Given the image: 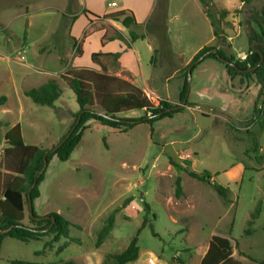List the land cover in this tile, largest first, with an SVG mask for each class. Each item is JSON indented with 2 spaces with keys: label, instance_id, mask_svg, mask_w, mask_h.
<instances>
[{
  "label": "rangeland",
  "instance_id": "374dc122",
  "mask_svg": "<svg viewBox=\"0 0 264 264\" xmlns=\"http://www.w3.org/2000/svg\"><path fill=\"white\" fill-rule=\"evenodd\" d=\"M92 1L100 5L99 0ZM113 1L118 0H109ZM83 9L84 0H0V97H7L5 105L0 106V166L6 148L4 134L11 125L21 124L26 145L53 150L74 124L79 106L73 91L61 79V55L72 49L78 55L71 27L74 17L81 15L74 26L80 38L86 24ZM256 10L261 9L250 10L239 23H224L225 40L215 41L214 46L229 57L244 60L250 47L257 45L250 43L258 30L252 18ZM92 20L96 28L105 26V21ZM89 33L90 29L85 30V36ZM201 33L196 43L206 39ZM187 38L185 33L184 43ZM77 46L81 48V44ZM91 49L89 46L80 65H91ZM157 60L161 67L168 66L167 76L177 71L169 81L172 93L178 81L184 86L191 63H186L187 57L164 60L160 54ZM226 73L218 61L205 60L196 65L188 97L189 102L197 104L153 126L141 123L127 133H119L90 122L68 161L52 159L39 188L41 197L34 202L39 217L56 213L68 220L73 225L70 238L46 248L45 243L53 236L29 243L8 237L2 244L0 264H62L69 260L103 264L107 255L125 251L137 235L145 215L144 204L150 206L148 226L138 236L139 259L130 264H178L177 259L185 264H201L215 235L231 241L233 258L241 264H262L264 87L254 76L230 81ZM52 80L62 89L53 107L36 105L24 95ZM222 88L232 93L221 92ZM146 89L155 105L162 100L180 105L177 92L155 95ZM143 116L140 112L131 114L133 118ZM170 160L198 174L211 173L214 183L229 188L230 203H224L210 185L186 173L181 175L184 194L177 198L179 174ZM238 164L244 165L246 172L230 180L227 173ZM0 173L7 172L0 169ZM128 200L130 203L124 207ZM260 201L262 212L253 218ZM25 214L24 224L30 225L27 204ZM112 214L113 230L97 247L98 233Z\"/></svg>",
  "mask_w": 264,
  "mask_h": 264
},
{
  "label": "trees",
  "instance_id": "16d2710c",
  "mask_svg": "<svg viewBox=\"0 0 264 264\" xmlns=\"http://www.w3.org/2000/svg\"><path fill=\"white\" fill-rule=\"evenodd\" d=\"M199 1L213 27L215 40H225V32L222 26L226 23L225 20L228 12L217 10L211 0ZM243 1L248 2L249 0ZM168 6L169 0H156L155 12L145 26L138 24L134 14L129 10L112 12L102 17L89 14L86 11L84 13L91 15L95 20L114 21L121 24L122 27L128 30L129 40L132 43L145 39L154 30L163 34L164 43H169L167 36ZM77 17L75 16L74 19H77ZM252 18L258 30L253 32L250 43H260L254 49L261 51L264 55V7L260 12L255 13ZM141 30L142 32H140ZM115 39L125 40L124 36L118 30H113V32L112 30H107L103 38V43ZM77 45V41L74 40L76 51L81 56L82 50ZM215 49L218 51L217 54L212 53ZM207 53L209 54L199 64L205 60H214L222 63L220 59H225L229 64H222L225 66L227 75L231 79L236 77L251 79L254 76L258 85L264 87V60L257 67L261 61V55L254 51L253 47H250L249 53L244 60H237L235 56L229 57L223 49L217 48L216 46L205 47L194 56L188 68L192 66V70H194L195 66L198 65L197 62ZM101 55L103 54H93L92 60L96 61L97 57ZM109 56L114 61H117L121 54L118 53ZM156 57L157 51H155L151 59V64L155 65ZM253 68L256 69L250 71ZM61 79L73 91L79 106V111L74 115L75 122L70 130L75 126L79 116L81 119L70 137L56 152L53 154L51 150L42 149L35 145H26L20 124L11 128L3 138L6 148L4 150L3 164L0 166V169H3L7 173L2 175L0 173V231H8L5 234H0V250L3 240L8 237L23 243H29L32 241H42L45 237L53 236L51 241L45 243L46 248H52L54 243L59 242L62 238H70V228L73 225L60 214L52 213L43 217V219H36L39 216L35 212L34 202L41 196L39 188L44 181L45 174L38 179L33 189L32 186L38 173L43 168L45 158L48 161V165L54 157L61 162H66L70 159L71 155L81 143L90 122H95L100 127H108L119 133H127L130 129H133L141 123L153 126L161 120L172 119L176 114L184 112L186 107L192 105L189 104L187 98L188 73L186 74L184 86L180 93V105H173L164 100L159 101L158 105H155L150 101L144 90L137 85L116 76L101 74L90 69H71L65 74H62ZM24 95L36 105L53 107L62 96V89L57 81L52 80L36 89L25 91ZM6 102V96L0 97V106L5 105ZM135 112L144 113V116L141 118L131 117V114ZM66 135L62 137L61 141L65 139ZM170 163L180 175H178L176 180L175 195L177 198H181L184 194L181 175L186 173L191 178L210 185L224 203H230L229 188L214 183V176L211 173L198 174L181 163L173 160H170ZM28 194H30L33 202V215L35 218H32L29 214L30 225H25L26 204L29 210ZM129 203L130 200L126 201L124 207H127ZM262 205L263 202H258L252 216L253 218L260 216ZM144 209L145 215L142 226L138 230L137 235L132 239L130 245L121 254L107 255L103 264H130L139 259L140 247L138 246V236L148 226L150 206L144 204ZM47 217L49 218L47 219ZM114 223L115 215L112 214L108 218L106 225L98 233L97 247H100L108 238L113 230ZM150 227L153 228L152 225ZM153 234L154 236L157 235L155 232ZM176 261L178 264H185L181 259H177ZM10 264L37 263L11 261ZM62 264L78 263L69 260L62 262ZM201 264L241 263L233 258L231 241L228 238L215 235L210 241L208 250L201 260Z\"/></svg>",
  "mask_w": 264,
  "mask_h": 264
},
{
  "label": "crops",
  "instance_id": "0c3cea01",
  "mask_svg": "<svg viewBox=\"0 0 264 264\" xmlns=\"http://www.w3.org/2000/svg\"><path fill=\"white\" fill-rule=\"evenodd\" d=\"M99 1L100 5L92 0H84L83 10L89 12V14H94L100 17L112 12L129 10L134 14L136 22L142 26H145L152 18L156 7V0H118L111 3L109 0ZM211 1L217 10L228 12V16L225 20L227 23H239L242 16H247L250 14V10L259 8L262 9L264 7V0H249L248 2H244L243 0ZM112 3H116V7L110 8V4ZM114 8L117 10L112 12L109 11V9ZM236 12H239V14L236 15ZM256 12L258 11L256 10ZM89 14L84 16L86 24L83 25L84 29L80 38L76 36L74 26L81 19V15H78L77 19L73 21V25L71 27V37L74 38V40H76L79 45L81 44L82 54L81 56H75V53L72 49L71 53L67 52L64 55H61V74H65L71 69H90L101 74H108L123 80H127L142 88L144 92L147 91L146 88H149L151 92H156L154 93L155 95L160 94L169 96L170 94L173 95L175 92H177L178 97H180V93L183 89L182 82H177L176 90H174L173 93L169 86V81L175 77L177 71H175L173 76L169 77L165 74L168 66L163 65L161 67V65L158 64V60H156L155 65L151 64V59L154 56L155 51H157V59L158 55L160 54L164 60L167 59V57L175 59H183L187 57L186 63H190L194 56L198 54L203 48L214 46L216 41L213 27L211 26L210 20L205 14V10L199 0H169L167 22V36L169 43H164L163 34L155 30L148 34L145 39L130 43L128 30L122 27L121 24L114 21H105L103 23L106 27L104 26L103 28H96L94 27V23L96 21L92 20L93 18ZM87 29H90L91 33L85 36V30ZM109 29L112 30V32L113 30H118L124 36L125 40L115 39L108 40L103 43V38ZM201 32H203L207 37L203 41L196 43ZM185 33L188 34L187 43H184L182 40ZM196 34L198 35L196 36ZM139 42L146 44H144L145 46H141L139 45ZM72 43L74 46V41H72ZM89 46L92 47L90 50L91 60L93 54L103 55L97 57L96 61L92 60L90 66L84 67L80 65V63L83 60ZM118 53L121 54V56L117 61H114V59L109 56ZM144 59L147 60V69L144 68ZM228 78L230 81H232L229 76ZM221 92L230 91L222 88ZM189 104L197 103L189 102ZM208 106L216 107L213 105ZM216 108L224 112L227 111L222 110L219 107ZM187 110L192 113L196 112L194 109L190 108ZM17 124L20 123L11 125L5 132L4 136ZM245 172L246 167L242 164H238L231 171H229L227 175L230 177V180H232L237 179L239 176L241 177ZM44 215H42V217ZM1 251L2 245L0 255Z\"/></svg>",
  "mask_w": 264,
  "mask_h": 264
},
{
  "label": "water",
  "instance_id": "95a60500",
  "mask_svg": "<svg viewBox=\"0 0 264 264\" xmlns=\"http://www.w3.org/2000/svg\"><path fill=\"white\" fill-rule=\"evenodd\" d=\"M255 44H260V43H258V42H254ZM253 47V50L254 51H256V52H258L260 55H261V61H260V63H259V65L257 66V67H259L261 64H262V62H263V60H264V55H263V53L261 52V51H258V50H256V49H254V46H252ZM217 49H215V50H213L212 51V53H214V54H217ZM209 53H207L205 56H203L198 62H197V64H199L207 55H208ZM220 61L223 63V64H229V62L227 61V60H225V59H220ZM256 67V68H257ZM256 68H253L252 70H250V71H253V70H255ZM192 66H190L189 68H188V94H187V98H188V96H189V91H190V84H191V78H192ZM80 119H81V117L79 116V118H78V120H77V122H76V124H75V126L68 132V134L66 135V137H65V139L63 140V141H61L53 150H51V153H55L56 152V150L70 137V135L73 133V131L76 129V127L78 126V124L80 123ZM47 168H48V161H47V159L45 158L44 159V164H43V168L41 169V171L38 173V175H37V177H36V180H35V182H34V184H33V186H32V189L36 186V184H37V181H38V179L43 175V174H45V172H46V170H47ZM140 199L141 200H143L144 199V197H143V195L141 194L140 195ZM28 200H29V214H30V216L32 217V218H35L34 217V215H33V212H34V207H33V202H32V199H31V197H30V194H28ZM49 217H47V219H48ZM36 219H43V217H38V218H36ZM53 222H54V220H53ZM8 231V230H7ZM7 231H0V234H5Z\"/></svg>",
  "mask_w": 264,
  "mask_h": 264
},
{
  "label": "built area",
  "instance_id": "2783aa9c",
  "mask_svg": "<svg viewBox=\"0 0 264 264\" xmlns=\"http://www.w3.org/2000/svg\"><path fill=\"white\" fill-rule=\"evenodd\" d=\"M110 7H116V3L110 4ZM22 59H24V57H22Z\"/></svg>",
  "mask_w": 264,
  "mask_h": 264
}]
</instances>
